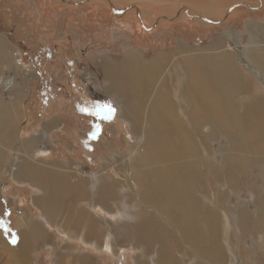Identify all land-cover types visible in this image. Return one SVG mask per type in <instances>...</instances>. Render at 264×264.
<instances>
[{
  "label": "rangeland",
  "instance_id": "1",
  "mask_svg": "<svg viewBox=\"0 0 264 264\" xmlns=\"http://www.w3.org/2000/svg\"><path fill=\"white\" fill-rule=\"evenodd\" d=\"M98 1L0 0V37L7 43L6 52L15 57V65L11 61L3 73L18 81L15 93H11L3 88V80L0 78V100L12 104L15 108L14 121L18 120L11 139L8 138L9 132L0 131V239L4 241L0 243V264H10L6 248L17 251L19 224L32 221L29 216H33V222L42 226V236L46 242L31 249L28 264H55L60 252L63 257H69V254L80 257L86 253L94 259L95 264H138L143 252L146 262L154 264L153 252H145L138 242L129 240L120 232L130 225L135 226V219L130 215L133 210L129 208L125 196L127 191L121 183L115 198L123 199L119 205L120 210L106 212L93 200H96L97 191L91 188L92 179L95 184L100 182L99 170L103 163L107 160L108 169L113 173V176L107 175V180H120L119 157L123 156L128 160L132 155V148L141 141L140 132H134L131 122L122 118L120 113L123 107L118 102L117 94L104 90L106 86L108 90L112 77L104 78L105 63L102 64L103 61L98 56L108 57L111 59L109 61H119L124 59L128 49H134L142 57L152 59L156 53L166 49L174 50L181 44L199 58L204 55L200 51L203 48L205 55H215L214 58L218 59L220 55L224 56L225 49L227 56H232L231 59L237 63L242 71L239 70L240 73L250 78L254 87H257L255 90L264 96V72L260 68L258 70L251 60L252 55L248 53L253 46L251 32L258 35L264 30V1H234L231 13L228 6L213 9L207 15L209 21L203 24L198 22V25L195 15L206 16L198 3L191 8L185 2H176L166 11V5L160 3L148 5L139 3L138 0H114L102 4ZM228 31L237 37L232 45H228L224 36ZM196 45L197 48H194ZM197 49L200 52H196ZM179 100L184 103L181 96ZM239 100L243 101L244 98ZM108 104L116 109L112 119L106 118L109 114L100 107ZM225 142L226 138L219 137L209 144L211 157L216 164L222 161ZM4 149L7 151H3ZM41 156L45 165L39 164L42 163L39 161ZM21 160L23 163L29 162L28 169H24L27 172H32L30 165L35 169L51 171V163L64 165L68 161L70 171L73 169L75 173H70L66 180L65 174H61L57 188L46 187L43 190L30 178L17 173L16 170L23 165ZM78 166L81 170L77 169ZM262 168L264 163L261 167L253 168L258 176V186L264 182ZM78 172L93 177L88 181L87 177H80ZM69 181L76 186L69 191L73 197L67 198L66 195L63 197V191L70 184ZM113 182L116 183L114 180ZM75 192L82 195L81 200L74 197ZM44 193L53 199L51 201L59 203L61 209L71 203H74L73 207L83 205L86 208L88 194L90 203L100 205L95 209L90 204L88 207L91 206L92 220L101 223L105 231L101 243L98 246L93 242L89 243L81 233L76 232L74 236L69 233L70 230L63 231L61 225L47 222L45 216L41 215V203L38 200ZM254 200V191L250 186L229 196L232 206L243 202L252 212L256 209ZM105 203L106 201L101 202L102 205ZM114 230L123 238L112 240L111 234H116ZM132 232L133 229L129 230L128 235ZM108 234L110 246L106 241ZM257 240L259 242L256 249L259 251L263 238L260 236ZM188 261L189 258L186 259ZM234 262L228 261L229 264H242L240 261Z\"/></svg>",
  "mask_w": 264,
  "mask_h": 264
},
{
  "label": "bare ground",
  "instance_id": "2",
  "mask_svg": "<svg viewBox=\"0 0 264 264\" xmlns=\"http://www.w3.org/2000/svg\"><path fill=\"white\" fill-rule=\"evenodd\" d=\"M107 1L114 0H100V3L107 4ZM138 1L148 5H166V11L176 2H185L191 8L198 3L206 15L203 18L195 15L198 25V22L203 24L209 21L207 15L213 9L228 6L230 12L234 6L232 3L238 0ZM224 36L228 45L234 44L237 38L230 31ZM251 39L253 46L248 53L252 56H249L258 70L260 68L264 72V30L258 35L251 32ZM6 44L0 37V78L8 85L3 88L15 93L17 79L3 73L11 61L15 65V57L6 52ZM178 46L174 50L156 53L152 59L142 57L134 49H128L124 59L119 61L98 56L102 64L105 63L104 78L112 77L108 90L107 86L104 90L117 94V101L123 107L120 113L122 118L131 122L134 132H140L141 141L132 148L128 160L119 157L121 173L120 180L113 179L116 183L107 180V175L113 173L108 169L107 160L103 163L99 170L101 180L95 184L92 179L91 187L97 191L96 200H93L101 206L90 203V200L87 204L94 209L100 206L109 213L120 210L123 199L115 198L121 183L127 191L124 195L127 196L129 208L133 210L130 215L135 219V226L130 225L120 232L129 240L138 242L145 252H153L154 264H229L228 261L234 260L242 264H264V182L261 186L256 185L258 176L253 169L264 163V96L255 90L257 87L250 78L240 73L237 63L231 59L232 56H227L225 49L224 56L215 59V55H205L202 48L200 51L204 55L199 58L183 45ZM179 96L184 103L180 102ZM239 98L244 100L240 101ZM14 113L12 104L0 100V131L9 132L8 138L12 137L15 122L18 121H14ZM219 137L226 138V142L222 147V161L216 164L211 157L209 144ZM23 167L21 165L17 173ZM261 171L264 175V168ZM25 176L31 181L38 179L37 173ZM86 177L90 181L93 175ZM249 186L255 195L254 212L246 208L243 202L232 206L229 201L231 193L238 194ZM87 187L89 189V185ZM49 197L44 193V198L38 200L44 212L41 215L51 225H61L63 231L70 230L69 233L74 236L79 232L89 243H101L105 231L101 223L92 220L91 206L65 205L61 209L60 204ZM102 201L106 203L102 205ZM29 218L32 221L19 224L17 251L6 248L10 264H28L31 249L46 242L42 236V226L33 222V216ZM166 225L170 228H165ZM131 229L133 232L128 235ZM111 235L112 240L123 238L118 231ZM260 236L263 242L257 251V238ZM106 241L110 246L109 234ZM3 242L0 239V243ZM61 253L57 255L55 264H95L94 259L86 253L80 255L81 259L73 254L68 255L69 259ZM138 264H148L143 252Z\"/></svg>",
  "mask_w": 264,
  "mask_h": 264
},
{
  "label": "crops",
  "instance_id": "3",
  "mask_svg": "<svg viewBox=\"0 0 264 264\" xmlns=\"http://www.w3.org/2000/svg\"><path fill=\"white\" fill-rule=\"evenodd\" d=\"M40 156V155H39ZM30 159H33V157L31 158V157H29ZM35 161H38V160H35ZM34 161V162H35ZM40 161L42 162V163H39L40 165H45V163H44V161H43V157L41 156V158H40ZM21 163H23V161H21ZM44 163V164H43ZM65 163H66V165L64 164H60V163H57V162H55V163H51V165H52V170L50 171V170H45V169H38V168H36L35 169V167L34 166H32V165H30V169H31V171L32 172H27V171H24V169H26L27 168V166H28V164H29V162H24L23 163V165L25 166V168H22L21 169V172H20V175L21 176H25V174H30V173H33V174H36L37 173V178L38 179H33L32 180V182L34 183V184H38V186L40 187V188H43V190L46 188V187H44V186H50L49 187V189L51 188V189H54V188H52V187H56L57 188V186L60 184L59 183V181H60V178H59V176H61V174H65V177H64V180H66V178H67V176H70L69 174L70 173H73L74 171H73V169H72V171H70L71 169H70V166H68L67 165V163L69 164L70 162H68V161H65ZM50 164V163H49ZM28 169V168H27ZM77 169H79V170H81V168H80V166H78V168ZM19 171V170H18ZM48 171V172H47ZM45 172H47V173H45V175H44V173ZM75 173V172H74ZM79 174H80V177H86L87 175H84V174H82L81 172H78ZM24 174V175H23ZM47 174V175H46ZM82 174V175H81ZM41 175V176H40ZM40 176V177H39ZM73 176V175H72ZM54 177V178H53ZM27 178V177H26ZM79 178V177H78ZM55 179V180H54ZM56 180H57V182H56ZM39 182H43V183H40L39 184ZM47 182V183H46ZM51 184H50V183ZM54 183H56V184H54ZM70 185V186H69ZM68 186V188H66V189H64V191H63V197H65L64 195H66L67 196V198H69V197H71L72 196V194H71V192H69V191H72L71 189H74L75 188V184H73V183H71L70 182V184H69ZM52 186V187H51ZM56 190V189H55ZM88 187H86V191L88 192ZM56 191H58V190H56ZM69 193V194H68ZM39 197H41V196H39ZM61 197V196H60ZM73 197V196H72ZM74 197L76 198V199H78V197H79V200H81V196L76 192V193H74ZM42 198H44V194L42 195ZM89 200V198H88V194H87V199H86V201H88ZM47 204V203H46ZM74 206V203H71L68 207H73ZM43 212V210L41 211V214H44V212ZM48 222V221H47Z\"/></svg>",
  "mask_w": 264,
  "mask_h": 264
},
{
  "label": "snow or ice",
  "instance_id": "4",
  "mask_svg": "<svg viewBox=\"0 0 264 264\" xmlns=\"http://www.w3.org/2000/svg\"><path fill=\"white\" fill-rule=\"evenodd\" d=\"M100 107L102 109H104L109 114L106 118H108V119L114 118V113H115L116 109L112 105L108 104V105H102ZM13 243H15V240H13Z\"/></svg>",
  "mask_w": 264,
  "mask_h": 264
},
{
  "label": "built area",
  "instance_id": "5",
  "mask_svg": "<svg viewBox=\"0 0 264 264\" xmlns=\"http://www.w3.org/2000/svg\"><path fill=\"white\" fill-rule=\"evenodd\" d=\"M2 82H3V86H4V87H7V86H8V85L6 84V81H5V80H3Z\"/></svg>",
  "mask_w": 264,
  "mask_h": 264
}]
</instances>
